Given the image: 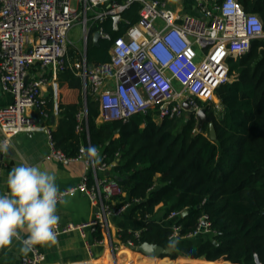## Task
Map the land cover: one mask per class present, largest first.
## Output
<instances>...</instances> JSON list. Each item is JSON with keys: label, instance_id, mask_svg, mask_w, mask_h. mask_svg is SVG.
I'll return each mask as SVG.
<instances>
[{"label": "built area", "instance_id": "built-area-1", "mask_svg": "<svg viewBox=\"0 0 264 264\" xmlns=\"http://www.w3.org/2000/svg\"><path fill=\"white\" fill-rule=\"evenodd\" d=\"M135 1L142 4L139 20L133 24L126 21L129 26L114 40L110 60L88 64L86 46L92 31L89 23L94 25L111 17L113 29L119 30L122 13ZM187 1L195 3L204 18L179 11L169 0H0V84L4 92L13 96L12 103L0 106V142L7 140L11 145L20 133L45 129L30 112L34 110L40 118L49 119L43 108L48 85L53 90L54 115L58 116V76L66 64L83 81L85 107L77 115L79 132L85 129L89 94L100 102L103 122H126L135 114L148 112L157 121L187 118L185 102L192 112L190 118L199 122L198 114L203 109L199 101L213 105L216 89L235 78L229 75V58L243 56L251 50L254 40L264 38V34L257 35L252 30L249 19L255 16L264 22L257 13L247 12L238 0ZM76 24L83 25L86 46L82 54L79 52V60L73 61L69 35ZM97 33L111 40L102 29ZM36 64L49 71L50 77L44 73L31 78L28 70ZM47 130L48 160L84 159L82 154L74 159L67 157L57 148L53 130ZM100 156L101 164L89 165V173L73 187L75 193L87 195L100 211L85 223L59 222L58 236L75 231L85 236L87 230L96 233L101 228L109 231L107 216L124 213L133 206L134 202L122 199L126 197L122 186L111 174V165ZM117 199L121 203L115 206ZM181 214L171 212L168 220ZM210 226L207 217H203L197 230L180 236L181 226L175 224L171 239L212 235ZM133 233L139 238L141 231ZM106 242L105 238L99 239L101 244ZM138 246L129 242L132 250L137 251ZM102 258L94 263L100 264ZM22 264H43L39 245L22 258Z\"/></svg>", "mask_w": 264, "mask_h": 264}, {"label": "trees", "instance_id": "trees-1", "mask_svg": "<svg viewBox=\"0 0 264 264\" xmlns=\"http://www.w3.org/2000/svg\"><path fill=\"white\" fill-rule=\"evenodd\" d=\"M238 1L264 22V0ZM141 7L135 1L126 8L119 30L113 29L111 17L94 24L86 52L88 64L110 60L114 40L128 28L126 21L139 20ZM101 29L111 40L95 41ZM70 57L78 59L73 49ZM228 63L235 80L215 91L222 112L199 101L214 124L216 139L211 137L210 123L199 126L195 118L157 121L152 112L135 114L126 122L99 123L101 104L90 94L85 129L79 132L77 115L85 107L83 81L68 64L60 71L59 123L53 130L57 148L74 159L82 147L95 146L103 162L111 165V174L126 194L122 199L134 202L131 217L145 223L139 238L125 231L121 242L164 248L175 242L177 247L158 260L128 252L127 264H264V38L254 40L248 53L233 55ZM43 108L51 120L52 96ZM184 211L185 216L168 220L171 212ZM159 214L169 224L162 223ZM203 217L214 234L184 239L178 245L171 239L173 225H180V236H184L197 230ZM96 234L98 240L103 238L101 230Z\"/></svg>", "mask_w": 264, "mask_h": 264}, {"label": "crops", "instance_id": "crops-1", "mask_svg": "<svg viewBox=\"0 0 264 264\" xmlns=\"http://www.w3.org/2000/svg\"><path fill=\"white\" fill-rule=\"evenodd\" d=\"M170 4L179 11L196 13L195 3L187 0H169ZM95 39V38H94ZM88 47V44H87ZM72 50V49H71ZM76 52V50H74ZM31 78L38 77L44 73L50 77V72L42 69L38 64L31 66L28 70ZM52 87H45V96H52ZM220 99L216 96V102ZM13 102V96L3 91L0 84V106ZM34 121L45 129L38 131L23 132L14 137L8 152L1 153L0 166V194H7V176L9 171L21 163V157L27 160L29 164L39 165L42 170L48 171L56 176V184L60 191L73 188L82 182L84 177L89 173V165L85 166V160H73L70 162H60L57 160H48L49 152V131L48 128L55 130L59 123V117L55 120H44L36 115L35 111L30 112ZM101 118L98 119L99 123ZM102 120V119H101ZM3 137L0 131V139ZM101 154V152H99ZM102 175V174H100ZM121 202L115 203L118 206ZM159 206L158 208H160ZM131 209V208H130ZM130 209L121 214H112L107 216L110 224L109 231L100 229L103 238L107 239L106 243H99L97 234L87 230L85 236L79 232H71L57 237L58 242L55 245L39 246L43 264H95L100 258L116 261V264H127L130 259L128 252L139 254L141 257L149 260H158L157 257H148L132 250L128 244L120 241L125 231L135 232L142 231L145 223L141 220H135L131 217ZM100 211V207L93 205L87 195L82 192H76L73 195L66 196L63 203H58L57 214L60 217V223H85L92 220ZM162 223L169 224L168 221L161 218ZM186 240L177 239L176 244H184ZM173 248V253L177 247ZM19 241H13V244L7 248L0 249V264H22V258L29 254L20 250ZM143 264H152L149 262Z\"/></svg>", "mask_w": 264, "mask_h": 264}, {"label": "clouds", "instance_id": "clouds-1", "mask_svg": "<svg viewBox=\"0 0 264 264\" xmlns=\"http://www.w3.org/2000/svg\"><path fill=\"white\" fill-rule=\"evenodd\" d=\"M248 23L257 35L264 34V23L257 17H251ZM9 148L7 140L0 142V153L6 154ZM80 152L85 166L101 164L102 157L95 146L82 147ZM7 189V194H0V249L11 246L14 240L20 242L24 253L38 245H55L60 221L57 205L75 189L60 191L54 174L29 164L23 157L9 171Z\"/></svg>", "mask_w": 264, "mask_h": 264}, {"label": "water", "instance_id": "water-1", "mask_svg": "<svg viewBox=\"0 0 264 264\" xmlns=\"http://www.w3.org/2000/svg\"><path fill=\"white\" fill-rule=\"evenodd\" d=\"M196 13L204 18L203 14L199 12V10L196 8ZM100 38L99 33L95 34V41H97ZM86 50H87V46H86ZM184 107L187 110V120L190 119V117H192V112L190 109V106L187 102L184 103ZM198 119H199V126H202L204 123H210L211 122V118L208 116L207 112L202 109L199 114H198ZM52 120H55V116L52 117ZM210 133H211V137L212 139H216V130L214 127L213 123H210ZM188 212L184 211L182 214L185 216ZM173 248H174V243H170L169 246L167 248L161 247L159 245L156 244H150V243H142L138 246L137 248V252L142 253L145 256L148 257H159L161 255H168V254H172L173 253Z\"/></svg>", "mask_w": 264, "mask_h": 264}, {"label": "rangeland", "instance_id": "rangeland-1", "mask_svg": "<svg viewBox=\"0 0 264 264\" xmlns=\"http://www.w3.org/2000/svg\"><path fill=\"white\" fill-rule=\"evenodd\" d=\"M123 1H125V0H123ZM89 15H91V14L89 13ZM89 27H91V29H93L94 25H92V23L90 22L89 23ZM90 36L92 37V35H90ZM69 38H70V41L72 43L73 50H76V54L79 55V52L82 54V52L85 51V46H86V39H85V33H84L83 25L76 24L72 28V30L70 31ZM77 60H79V56H78ZM233 80H235L234 77H233L232 81ZM213 105H214V110H215L216 113H221L222 112V108L223 107H222L221 101H219V103H217L215 101V103ZM184 118L185 117H181L180 120H182ZM100 121H102V120L100 119ZM119 201H120V199H117V202H119ZM190 240H192V239H190ZM180 258H182V256H180ZM218 264H223V263L221 262V263H218Z\"/></svg>", "mask_w": 264, "mask_h": 264}, {"label": "bare ground", "instance_id": "bare-ground-1", "mask_svg": "<svg viewBox=\"0 0 264 264\" xmlns=\"http://www.w3.org/2000/svg\"><path fill=\"white\" fill-rule=\"evenodd\" d=\"M98 263V262H97ZM100 264H112L111 260H107L106 258H102L101 261L99 262Z\"/></svg>", "mask_w": 264, "mask_h": 264}]
</instances>
